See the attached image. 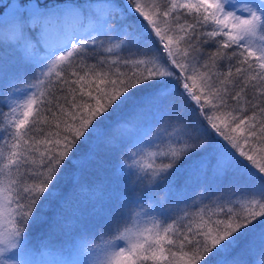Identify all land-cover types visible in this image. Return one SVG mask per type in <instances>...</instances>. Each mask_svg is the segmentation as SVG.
Masks as SVG:
<instances>
[{
    "label": "snow or ice",
    "instance_id": "obj_1",
    "mask_svg": "<svg viewBox=\"0 0 264 264\" xmlns=\"http://www.w3.org/2000/svg\"><path fill=\"white\" fill-rule=\"evenodd\" d=\"M37 254L264 264V0H0V264Z\"/></svg>",
    "mask_w": 264,
    "mask_h": 264
},
{
    "label": "trees",
    "instance_id": "obj_2",
    "mask_svg": "<svg viewBox=\"0 0 264 264\" xmlns=\"http://www.w3.org/2000/svg\"><path fill=\"white\" fill-rule=\"evenodd\" d=\"M79 156H80V153L78 152L77 155H76V157H74V158H78ZM70 167H71V165H70ZM72 170H73V172L76 171V169H72ZM88 179L89 180H94V179H96V177L94 175H92V174H89ZM179 179L182 181V177H180ZM61 187H63V182H62ZM192 199L193 200L196 199V194L195 193L193 194ZM205 203H207V201H205ZM37 235H38V233H37ZM27 259H29L31 261V264H42L43 261H51L52 262V259L53 258L50 257V256H48V255H46V254L45 255H39V254H37V255H34V256L29 257ZM64 259L68 263V262L74 260V256H65Z\"/></svg>",
    "mask_w": 264,
    "mask_h": 264
},
{
    "label": "rangeland",
    "instance_id": "obj_3",
    "mask_svg": "<svg viewBox=\"0 0 264 264\" xmlns=\"http://www.w3.org/2000/svg\"><path fill=\"white\" fill-rule=\"evenodd\" d=\"M59 39H60V36L58 35V33L55 30L51 31L47 37L48 44L50 46H55L56 43L59 41ZM149 123H150V118H146V120L141 125L140 131H145L146 129L144 128V124H149ZM76 259L77 258L74 257V260L68 262L67 264H75ZM42 264H52V262L51 261H43Z\"/></svg>",
    "mask_w": 264,
    "mask_h": 264
}]
</instances>
